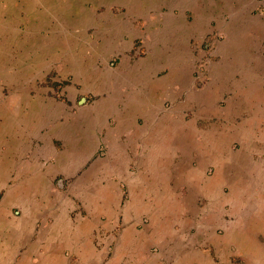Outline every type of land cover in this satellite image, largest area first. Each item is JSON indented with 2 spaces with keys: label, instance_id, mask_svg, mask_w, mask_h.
Here are the masks:
<instances>
[{
  "label": "rangeland",
  "instance_id": "1",
  "mask_svg": "<svg viewBox=\"0 0 264 264\" xmlns=\"http://www.w3.org/2000/svg\"><path fill=\"white\" fill-rule=\"evenodd\" d=\"M219 2L221 1L36 0L34 12L43 13V19H46L48 14H54L53 17L49 16L50 20L53 18L49 25L45 23L42 25L40 18H32L29 8H22L19 1L14 3L13 0H0V9L2 8L3 11L11 7V14L8 18L15 23L14 31L0 32V58L5 60V65H3V60L0 61V71L17 74L18 78H23L19 75L27 74L24 86L15 87L14 84L17 82L12 81L11 91L14 93L12 99L14 98L15 102L10 107L11 109L5 107L9 86L5 88L0 78V108L6 119L11 121L12 127L17 128L18 122H25L28 129H36L38 126L37 130L40 134H46L47 128L53 127L56 132L51 135L63 140V145L66 139L71 141L74 138V159L67 156L59 159L60 163H63L61 167L64 166L67 170L75 171L85 160L94 144L96 150L93 157L88 162H84V168L92 164L91 174L88 175L86 172L82 174L78 171L76 175L67 176L64 179L65 183L68 182V187L72 184L77 186L81 177L91 182L90 185H84V187L79 185L72 190L74 203L78 207L81 203L89 206L86 211H83L88 218L93 219V216L98 215L103 219V215L99 214V206L103 208L104 199L107 206L109 203L112 204L111 201L115 194L113 191L102 190L100 192L98 180L92 178L95 170L98 172L103 170L111 164L110 162H114L113 167L115 166V158L109 157L110 152L104 153L102 139L105 135L113 148L115 136L121 126L120 121L126 123L134 118L139 123V128L145 125V116L137 114L139 113L137 109L126 111L124 100L131 90L138 95L147 93H143L146 91L144 84L146 81L139 78L140 86L133 85L135 80L132 75L145 72L154 74L151 78L154 80L155 77L157 84L155 89L150 90V93L152 96L155 94L154 98L158 107L154 120L161 125L154 133L155 163L157 165L162 163L166 166L173 164L170 165L169 175L161 169L164 165L156 169H146L150 174L143 172L140 176L137 175L136 180L147 175L150 183L155 186L153 191L144 193L143 197L144 203L153 206L149 205L146 209L150 208L151 212H146L140 204L136 207V202L131 201L130 207L133 211L143 210L142 213L140 212V221L137 225V229H143L141 230L143 232L137 231L138 235L131 236L134 229L130 225L125 229L127 235L122 240L127 244L131 242L133 251L136 250L137 245L144 246L151 239L155 241L154 244L145 248L155 255V259L158 258L155 264H173L179 258L177 247L185 242L183 240L180 242V237L190 238L193 234L196 239H205L211 233L210 218H213V215L210 212L206 214L208 220L203 223L206 227L195 228L201 211V202L203 199L207 200L201 189L203 187L202 178L208 179L207 181L214 178V182L217 179L220 182L218 203L230 200L237 205L246 200L249 202L264 200V141H261L264 138L263 122L261 125L258 120L253 122L254 126L250 128L252 138L248 143L243 145V143L232 141L228 145L218 146L221 157L225 156V151L229 154L230 168L228 171L221 168L217 171L208 165L202 175L199 168V159L202 155L198 151L203 144H206L202 138V133L207 132L206 127L200 119L197 121L194 109L183 111L182 115L179 111L186 97H190L184 93L191 95V93L202 92L208 87L211 82V71L217 68L218 65L215 64H218L221 55L224 54L223 50L228 47L233 37L228 30L231 15L228 11L218 15L219 12L226 10L218 7ZM250 2L251 11L248 17H257L264 12V0H250ZM12 3L14 6H11ZM25 3H29L30 8L33 7L31 0ZM224 4L227 5L228 1ZM218 10L220 11L217 12ZM194 17L201 21L207 19L202 30L195 27ZM56 19L59 21L57 24ZM181 20H186L184 24L186 29H178L182 26ZM252 28L254 34H251V40L248 43L258 47L256 48L258 54L256 50L252 54L250 51L249 55L245 54L249 57L252 55L251 68L245 71L250 73L249 87L259 89L264 87V40L262 41L261 38L262 29L257 28L255 24ZM175 57L180 61V65L177 64ZM258 61L262 66L260 73L255 71ZM178 71L184 79V89L188 88V92L179 93L183 87L173 77V74ZM4 73L0 72V75L3 76ZM149 81L151 82V79ZM117 92L120 95L115 98L119 99L116 104L113 102V97L117 95ZM181 94L184 95L180 97ZM139 109L142 108L139 107ZM146 109L147 107L144 106V113ZM175 109L179 114L174 111ZM70 115H73V118H70ZM180 117L188 123L187 136H185L186 150L182 144L181 148L187 153V169L190 166L189 170L194 173V177H188V172L182 167L179 169L178 156L169 161L161 154L162 150L169 152L172 148L179 149L182 138L177 135L179 126L175 128L168 122H178L177 119ZM71 119L73 121L66 123ZM5 141L9 143L10 140L4 137L0 140L2 144L9 146ZM65 144L70 152L72 144L69 142ZM63 145L58 147L61 148ZM140 150H143L140 154L148 151L145 147ZM177 151L179 155L180 150ZM103 154L106 157L100 158ZM235 156L240 159H235ZM174 164L177 166L176 170H174L176 168ZM163 180H165L164 184ZM169 180V189L167 186L163 189V185L168 184ZM120 184L123 205L128 199V190L127 184L122 182ZM242 185L247 187L246 190ZM209 186L211 188V184ZM250 186H252V191L249 190ZM206 192L208 195L211 194L210 190ZM149 217H151V226L146 225L150 222ZM247 221H236L232 227L225 229L221 240L217 241L216 238L210 240L211 244L218 243L223 248L231 246L230 255L215 256L213 252H210L209 259L202 256L197 264L214 262L217 264H258L263 260L264 218L256 219L255 217ZM143 226L145 227L142 228ZM110 230L112 233H118L119 223L113 230L104 228L108 234ZM104 231L101 230V232ZM169 236L168 245L175 248H169L173 253L167 257L164 256L167 254L163 253H165L164 246L167 245L165 241ZM206 243L207 241L204 240L202 247L207 246ZM115 247L114 244H108L105 250L99 249L102 253L100 258L102 264H120ZM129 248L131 249L132 246L129 245ZM158 248H162V251ZM233 249H235L234 252ZM236 250L240 254H237ZM88 252L90 258L93 259L92 263L94 261L97 263L99 256L96 259V252L91 250ZM247 255L253 259L250 261ZM232 256L234 258L230 259ZM139 264L143 263L139 262Z\"/></svg>",
  "mask_w": 264,
  "mask_h": 264
},
{
  "label": "crops",
  "instance_id": "2",
  "mask_svg": "<svg viewBox=\"0 0 264 264\" xmlns=\"http://www.w3.org/2000/svg\"><path fill=\"white\" fill-rule=\"evenodd\" d=\"M13 1L14 3L15 1H19L22 8H29L28 10L32 18H40L42 25L44 23L49 25V22L53 19L51 18L50 20L49 16L53 17L54 14H48L46 19H43V13L33 11L34 8L36 9V0H31L32 8H30L29 3H25L27 0ZM220 1L217 3L218 7L226 10L225 12H219L220 10H218V15L226 13L227 11L231 15V19L228 22V30L233 37L228 47L223 50L225 55L222 54L218 64H215L218 65L217 68L211 71V82L208 87L202 92H195V94L191 93L189 95L188 93H184L190 97H186L184 105L181 104L180 110L178 109L181 115L183 111L194 109L197 121L200 119L204 127H206L207 132L202 133L203 135L200 133L206 141V144H203L198 151L202 155L199 159L201 173L206 171L205 168L208 165L217 169V171L220 168L228 171L230 168L229 154L223 150L226 153L225 156L222 155L221 157L218 146L221 144L228 145L232 141L243 143L244 145L252 138L250 128L254 126L253 122L258 120L260 121L259 125H261V122L264 124V87L261 86L262 88L259 89L250 88L248 80L250 73L249 71H245V69L249 70L251 68L250 60L252 56L249 57L245 54H248L249 51L252 54L258 48L248 43L251 40V34H254L253 24L257 28L262 29L261 38L262 41L264 40V19H261L264 17V12L257 15V17H248L247 15L251 11L250 0H227V5L224 4L227 2L226 0ZM14 3L11 6H14ZM218 7L216 8L218 9ZM10 10L11 7L4 11L2 8L0 9V32L9 33V30L14 31L15 23L8 18L11 14ZM206 20L203 21L202 19L201 21L195 18V27H199L202 30ZM55 22L57 24L59 22L58 19ZM182 22V26L178 29L185 28L184 24H186V20ZM192 28L194 29V25ZM255 52L258 54L257 50ZM175 60L177 64H181L177 57H175ZM260 61L257 62L258 65L255 69L258 73H260V68L262 67ZM18 62L21 61L18 60ZM3 63L5 65V60H3ZM0 72L4 73V70ZM26 75H19L23 76V78H18L17 74L12 73H4L3 76L0 75L4 87L9 86L6 96L7 102L5 101L7 106L5 105V107L10 108L15 102L14 98L12 99V95L14 94L11 91L12 81L17 82L14 84L15 87L24 86L26 84ZM153 75V73L149 72L132 75L135 80L133 81V85L140 86V79L146 81L144 82L146 91L143 93L147 92V95H138L135 91L131 90L128 97L124 100L126 111L137 109L136 111H139L137 114L143 115V117L145 116V125L139 128V123L132 116V119L130 118L131 121L124 122L125 124L123 121H120L121 126H118L119 131L115 136L113 148L112 145L110 146V142L108 143L105 135L102 139L104 153L107 154V151H109V157L115 158L114 167V162H110L111 164L108 167H105L99 172L95 170L92 174L93 180H98L99 182L100 192L105 190L106 192L113 191L115 193L111 201L112 204L109 203L107 206L104 199V209L99 206V214L103 215V219L99 218L98 215L93 216V219L88 218L87 214H84L83 211H86L89 206L81 203L78 207L74 203L72 195L73 188L79 185H83L84 187V185H90L91 182L83 177L80 178L77 186L72 184L68 187V182H64L65 177L76 175L78 171L79 173L82 172V174L83 172H86L88 175L91 174L90 166L92 164L90 163V166L84 168V162H88L93 157L96 150L94 144L92 149L87 153L85 160L75 171L73 169L67 170L64 166L61 167L63 163H60L59 159L62 156L74 159V138L71 141H67L66 139L65 142L64 140L65 143L69 142L72 144L71 151L69 152L66 144L64 143L63 145V140L61 141L59 137L51 135L56 132V129L53 127H48L46 134H40L37 130L39 129L38 126L36 129H28L25 122H18L16 124L17 128L16 126L12 127L11 121L6 119L3 110L0 108V140L4 137V139L11 141V138H13L11 143L9 141L10 144L5 141L9 146H5L0 142V264H102L100 262L102 253H100L101 251L99 249L102 251L105 250L108 244H114L116 246L115 253L119 255L120 264H139V262L143 264H155L154 262L158 258L155 259L154 254L145 250L148 245L154 244L155 241L153 242L151 239L144 246L137 245L136 250L133 251L131 242L127 244L122 240L127 235L125 229L130 225L134 229L131 236L138 235L139 232L137 231H140V233L143 232L141 231L143 229H137L140 221V212L142 213L143 210L133 211L130 207L131 201L134 200L136 202V207L140 204L146 212H151L150 208L146 209L149 205L153 206L144 203L143 197L144 193L153 191L155 186L153 183H150L147 175L140 178V180H136L137 175L139 174L138 176H140L143 172L150 174L146 169H156V167L159 168L164 165L162 163L158 165L155 163L156 144L154 143V133L156 128H160L161 125L154 120L158 107L154 98L155 94L152 92V96L150 93V90L155 89L157 84L155 77L154 80L151 78ZM173 77L183 87V90L179 89V93L189 91L188 88L184 89L185 82H183L184 79L179 71L173 74ZM150 79L151 82L149 81ZM184 94H181L180 97ZM119 95L117 92V95L113 97V102L116 104L119 99L115 98L119 97ZM3 96L5 95L3 94ZM141 98L143 99L141 100ZM144 106L147 107L146 113L143 110ZM139 107L142 109H139ZM174 111L176 113L178 112L176 109ZM70 118H73V115H70ZM69 121L71 122L73 120H68L66 123H69ZM177 121H169L168 124L175 128L179 126L177 135L182 136L179 149L172 148L169 152L162 150L161 154H163V158L166 157L169 161L178 156L180 161L178 165L179 169L182 167L188 172V177H194V173L189 170V164L187 169V153L181 148L183 145L186 150L185 136H187L186 129L188 123L184 119H181V117ZM146 134L147 136H145ZM261 141H264V138ZM60 145H63V147L59 148L58 146ZM143 147L148 151L141 152L140 154V151H143L140 149ZM177 150H180L179 155ZM102 157L105 158V154L100 158ZM235 159L240 158L235 156ZM170 165H164L161 168L168 175L170 173ZM173 166L176 167L174 169L176 170L177 166L175 164ZM164 176L168 177L167 175ZM60 178L62 180V186L59 188L56 185V181ZM202 179L203 187L201 189L203 190V196L207 200L203 199L201 202V211L195 223V228L200 227L201 229L204 226L203 223L208 220L206 219V214L210 212L213 215V218H210L212 221L210 225L211 233L205 239L199 238L201 240L196 239V236L194 237L193 234L190 238L180 237V242L183 240L186 243L184 242L182 246L177 247L179 249V258L173 264H197L202 256H206L209 259L210 252H213L215 256L230 255L231 246L223 248L218 243L211 244L210 240L213 238H216L217 241L221 240L225 234V229L232 227L236 221L248 220L247 222H249L255 217L256 219L264 218V200L258 199L255 202L246 200L247 202L243 201V203L240 202L237 205L230 200L218 203L220 182L217 181L218 179L214 182V178L210 180L211 182L207 181L208 179L206 178ZM121 182L127 184L128 190V199L123 205L121 199ZM164 183L165 180H163ZM209 184H211V188ZM165 186L169 189L170 180L162 188L165 189ZM242 186L246 190L247 187L245 185ZM251 187H249V190L252 191ZM259 187H261L260 184ZM149 188L150 190H148ZM208 190L211 191L210 195L206 192ZM223 214L226 215L224 216ZM149 219L150 222L146 225L151 226V217ZM118 223L120 228L118 233H112L110 230V234H108L104 231V228L106 230L112 228L113 230L116 225L118 226ZM122 225L124 226L123 230ZM101 230L104 232H101ZM169 239L170 236L165 241L167 245L164 246L165 253H163L167 254L164 255L167 257L173 253L171 249L174 247L168 245L170 243ZM203 239L207 241V246L202 247ZM129 245L132 246L131 249ZM170 247L171 249H169ZM160 249L162 251V248ZM90 250L94 253L96 252V259L99 256L97 263H94L96 261L92 263L93 259L88 255V251ZM234 251L235 249H233ZM236 252L240 254L238 250ZM247 256L250 261L253 259L249 255ZM233 258L234 256L230 257V259ZM210 262H212L211 258ZM212 264L217 263L214 262ZM258 264H264V258Z\"/></svg>",
  "mask_w": 264,
  "mask_h": 264
},
{
  "label": "water",
  "instance_id": "3",
  "mask_svg": "<svg viewBox=\"0 0 264 264\" xmlns=\"http://www.w3.org/2000/svg\"><path fill=\"white\" fill-rule=\"evenodd\" d=\"M56 185H57L59 188L62 186V184H61V179H58V180L56 181Z\"/></svg>",
  "mask_w": 264,
  "mask_h": 264
}]
</instances>
